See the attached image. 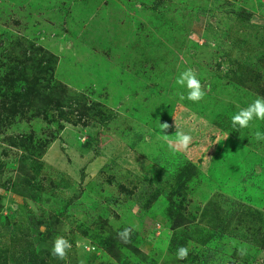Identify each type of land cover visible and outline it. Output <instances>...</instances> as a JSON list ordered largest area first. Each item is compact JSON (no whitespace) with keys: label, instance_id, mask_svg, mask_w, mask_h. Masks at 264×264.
I'll return each mask as SVG.
<instances>
[{"label":"rangeland","instance_id":"1","mask_svg":"<svg viewBox=\"0 0 264 264\" xmlns=\"http://www.w3.org/2000/svg\"><path fill=\"white\" fill-rule=\"evenodd\" d=\"M257 96L264 0H0V264H264Z\"/></svg>","mask_w":264,"mask_h":264},{"label":"clouds","instance_id":"2","mask_svg":"<svg viewBox=\"0 0 264 264\" xmlns=\"http://www.w3.org/2000/svg\"><path fill=\"white\" fill-rule=\"evenodd\" d=\"M175 83L181 88L186 89L184 92H178L181 101L187 99L194 103L200 102L206 95V89L202 85L201 80L198 78L197 72L188 68L182 71L176 78ZM254 120L264 121V96H257V98L251 102L247 107H242L237 113L231 116V123L234 129L248 128ZM175 126V142L169 138L167 134L168 130L173 127L167 121L159 125V130L162 133L160 137L167 144L170 150L180 151L181 149H188L192 143V136L190 133L180 130V126L177 124L174 117ZM255 139L257 141L264 140V132L257 130L255 133ZM43 230V229H42ZM131 228H124L117 233V238L123 243L131 242ZM72 248V244L63 236H56L52 242V248L50 254L59 260H65L68 255V251ZM189 255L188 247L181 246L178 248L176 258L184 260Z\"/></svg>","mask_w":264,"mask_h":264}]
</instances>
